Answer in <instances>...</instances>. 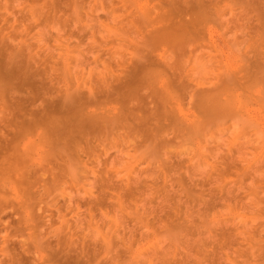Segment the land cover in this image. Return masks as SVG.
Segmentation results:
<instances>
[{
  "label": "rangeland",
  "instance_id": "374dc122",
  "mask_svg": "<svg viewBox=\"0 0 264 264\" xmlns=\"http://www.w3.org/2000/svg\"><path fill=\"white\" fill-rule=\"evenodd\" d=\"M0 97V264H264V0H0Z\"/></svg>",
  "mask_w": 264,
  "mask_h": 264
},
{
  "label": "clouds",
  "instance_id": "9594fccd",
  "mask_svg": "<svg viewBox=\"0 0 264 264\" xmlns=\"http://www.w3.org/2000/svg\"><path fill=\"white\" fill-rule=\"evenodd\" d=\"M89 63H91V62H89ZM54 71H55V75L53 76V83L55 85L58 84V85H60L63 88L64 84L67 83V79H65L64 84H61L60 79H58V80L56 79L57 77L60 76V72L56 71V70H54ZM48 75H49V73H48ZM64 75H65V77H75L76 78V80H75L76 88H80V86L82 84H84V85L91 84L93 87H97L98 85H100L99 83H97V81L99 80V76L97 74H95V73H93V76H92L91 80H89L88 73L83 72V71L67 72L66 70H64ZM3 103H4V100H3L2 97H0V114H3V112H4ZM39 106L40 105H38V107ZM77 211H79V210H77ZM38 214H39V210H38ZM58 219H59V225H57L56 227L51 229L50 235H56V234L60 233L61 228L68 223V221L65 220L63 216L58 217ZM69 219L76 221L77 224H78V227L80 226V217L78 216L77 212H74L73 215L71 217H69ZM32 223H33V221L29 217L27 219V224L28 225H32ZM45 223L46 224L48 223L47 219H45ZM43 231H44V229L41 228L40 232H43ZM84 234H85V236H89L88 232H85ZM27 235H28V238L31 239L32 232L29 231ZM6 236H7V233H5L3 236H0V240H5L6 241V239H5ZM45 239H47V237H45ZM21 242L23 243L25 241L22 240ZM6 247H7L6 243L5 244H0V261H2L5 257L8 256V253L6 251H4V249ZM38 258L40 260H43V256H39Z\"/></svg>",
  "mask_w": 264,
  "mask_h": 264
}]
</instances>
